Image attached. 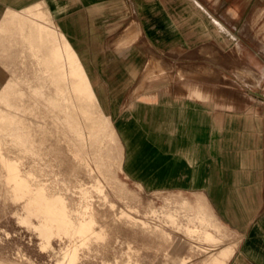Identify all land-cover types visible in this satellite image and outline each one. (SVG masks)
Masks as SVG:
<instances>
[{
	"label": "rangeland",
	"instance_id": "1",
	"mask_svg": "<svg viewBox=\"0 0 264 264\" xmlns=\"http://www.w3.org/2000/svg\"><path fill=\"white\" fill-rule=\"evenodd\" d=\"M57 2V28H68L69 40L88 62L93 84L116 131L104 154L108 172L96 166L89 144L79 152L77 140L62 118L56 119L40 99L29 95L27 81H35L34 64L28 56L21 61L14 36H10L13 43H6L2 51L11 57L8 79L17 78L19 90L28 94L25 102H16L18 119L36 132L37 143L25 144L42 146L43 158L36 160L44 172L43 182L66 196L70 209L90 203L97 227L112 230L127 214L159 217L162 201L168 203L161 192L147 191V184H160V176L136 175L129 166L133 148L139 151L135 155L150 157L152 167H160V154L152 150L153 138L147 132H160L169 115L162 105L167 99L163 89H190L191 97L203 107L215 104L223 113L242 110L249 119L264 121V0ZM93 9L107 13L99 18L105 22L121 18L120 31L103 33L102 22H88ZM155 19L162 21L159 28ZM238 66H243L239 75L235 72ZM0 109L9 111L2 102ZM156 139V145L162 147L161 135ZM257 146L260 148L244 161L256 175L257 189L251 192V199L256 200L264 185V143ZM147 147H152L151 154H146ZM3 151L9 157L21 155L18 146L8 142L3 143ZM24 163L33 164V158L26 157ZM5 173L0 160V264H57L59 252L70 241L54 235L45 245L40 218L30 211L35 206L14 196ZM83 189L89 191L87 197L82 195Z\"/></svg>",
	"mask_w": 264,
	"mask_h": 264
},
{
	"label": "crops",
	"instance_id": "2",
	"mask_svg": "<svg viewBox=\"0 0 264 264\" xmlns=\"http://www.w3.org/2000/svg\"><path fill=\"white\" fill-rule=\"evenodd\" d=\"M29 1H43L57 27V0ZM24 5L25 0H0V24L9 9ZM104 14L108 16L93 9L88 13V22H102L103 33L120 31L122 19L105 22L99 19ZM161 22L154 20L157 28ZM62 31L69 39L68 28ZM2 34L0 85L11 77V57L2 51L10 37ZM108 42L112 41L103 40ZM163 94L167 99L162 105L169 115L160 132H147L153 138V149L147 147L145 151L149 154L152 149L160 154V167H152L150 157L135 155L139 151L133 148L129 160L133 174L161 177L160 184L146 186L147 191L161 192L169 199L168 203L162 201V215H122L112 230L104 226L87 243L78 244L73 263L65 255L72 243L66 242L57 264H264V185L259 189V198L251 199L257 180L244 162L260 148L257 145L264 143V121L249 119L242 110L223 113L215 104L203 107L191 97L190 89H163ZM114 132L116 135L115 129ZM159 135L162 147L156 145ZM120 171L125 174L122 166ZM202 204L211 226L196 216ZM167 213H172V218ZM205 232H210L216 241L206 239Z\"/></svg>",
	"mask_w": 264,
	"mask_h": 264
},
{
	"label": "bare ground",
	"instance_id": "3",
	"mask_svg": "<svg viewBox=\"0 0 264 264\" xmlns=\"http://www.w3.org/2000/svg\"><path fill=\"white\" fill-rule=\"evenodd\" d=\"M2 32L7 39L14 36L18 41L21 61L28 56L34 64L35 81H27L29 95L40 99L56 119L62 118L61 122L77 140L79 152L89 144L96 166L104 173L108 172L104 154L107 141L114 142L115 134L102 106L101 93L93 84L88 62L65 33L54 25L43 1L25 0L20 9H9L0 24V37ZM235 72L239 75L238 69ZM15 79H6L0 85V102L9 108V111L0 109V160L6 169L5 180L13 186L15 197L35 206L30 211L40 218L46 246L54 235L72 243L65 255L73 263L78 244L87 243L93 233L104 229L95 224L90 203L81 205L80 209H70L66 205V196L47 188L43 182L44 172L36 160L43 158L42 146L25 144L37 143L36 132H32L24 120L18 119L20 108L16 102L19 99L25 102L28 94L19 90V81ZM4 142L17 145L21 155L9 157L4 154ZM26 157L33 158V164L25 166ZM88 193L87 189L82 190L83 196L87 197ZM204 208L202 204L196 216L201 217V223L211 226L206 222ZM167 214L172 218V213ZM205 238L216 241L210 232H205Z\"/></svg>",
	"mask_w": 264,
	"mask_h": 264
}]
</instances>
